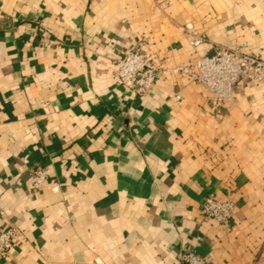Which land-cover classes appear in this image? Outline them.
<instances>
[{"label": "crops", "instance_id": "crops-1", "mask_svg": "<svg viewBox=\"0 0 264 264\" xmlns=\"http://www.w3.org/2000/svg\"><path fill=\"white\" fill-rule=\"evenodd\" d=\"M189 23L200 55H264V0H0V264H264V84L219 105L171 72L143 96L116 80L138 47L192 62ZM228 194L226 232L201 209Z\"/></svg>", "mask_w": 264, "mask_h": 264}, {"label": "built area", "instance_id": "built-area-1", "mask_svg": "<svg viewBox=\"0 0 264 264\" xmlns=\"http://www.w3.org/2000/svg\"><path fill=\"white\" fill-rule=\"evenodd\" d=\"M161 5L166 7L167 3L163 2ZM181 29L192 36L189 44L196 50L192 62L177 65L172 69H160L153 59L141 47H138L117 60L115 73L117 83L136 95L143 96L156 84L160 73L171 72L175 76L204 86L215 95L219 105L235 102L234 89L241 80L254 85L264 84V55L262 52L244 53L240 48L220 47L215 49L212 55L203 56L197 51V48L205 42L203 36L196 33L191 23L182 26ZM46 179V171L38 167L33 174V189H41ZM235 209L236 203L229 194L223 199L208 195L202 204L201 213L204 220L215 222L228 232L234 219ZM17 234L18 228L14 226L0 232V258L8 256L15 246ZM182 259L186 264H208L196 251L183 254Z\"/></svg>", "mask_w": 264, "mask_h": 264}]
</instances>
